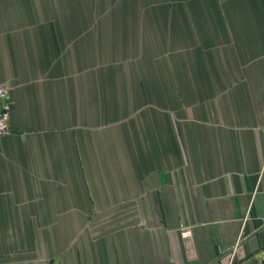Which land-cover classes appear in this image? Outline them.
<instances>
[{"label": "crops", "instance_id": "crops-1", "mask_svg": "<svg viewBox=\"0 0 264 264\" xmlns=\"http://www.w3.org/2000/svg\"><path fill=\"white\" fill-rule=\"evenodd\" d=\"M0 264H264V0H0Z\"/></svg>", "mask_w": 264, "mask_h": 264}, {"label": "built area", "instance_id": "built-area-1", "mask_svg": "<svg viewBox=\"0 0 264 264\" xmlns=\"http://www.w3.org/2000/svg\"><path fill=\"white\" fill-rule=\"evenodd\" d=\"M9 100V92L7 87L0 85V138L7 133L9 120L11 117V104ZM264 226V218H263ZM164 264H173L170 262ZM192 264V263H188Z\"/></svg>", "mask_w": 264, "mask_h": 264}]
</instances>
